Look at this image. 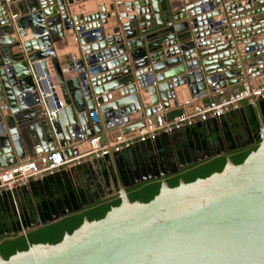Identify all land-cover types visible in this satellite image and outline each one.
Returning a JSON list of instances; mask_svg holds the SVG:
<instances>
[{
    "label": "water",
    "instance_id": "1",
    "mask_svg": "<svg viewBox=\"0 0 264 264\" xmlns=\"http://www.w3.org/2000/svg\"><path fill=\"white\" fill-rule=\"evenodd\" d=\"M228 11L256 61L253 75L264 74V0H0V167L36 147L41 154L60 145L69 157L66 143L80 132L105 137L153 117L184 101L185 84L195 98L240 92L243 69L221 22ZM57 86L68 111L51 119ZM248 125L231 130L222 153L253 142ZM261 139L243 162L228 157L221 171L174 187L163 181L147 202L132 201L127 188L166 172L157 174L151 159L147 176L134 159L121 203L104 217L86 218L57 243L8 258L0 251V264H264V128ZM81 208H58L52 219ZM48 221L37 210L24 235Z\"/></svg>",
    "mask_w": 264,
    "mask_h": 264
},
{
    "label": "crops",
    "instance_id": "2",
    "mask_svg": "<svg viewBox=\"0 0 264 264\" xmlns=\"http://www.w3.org/2000/svg\"><path fill=\"white\" fill-rule=\"evenodd\" d=\"M200 3V2H199ZM17 18L22 16L21 11L17 10ZM247 66H255V60H251L247 58ZM255 68V67H254ZM259 73V74H258ZM255 73L253 75V83L254 84H264V74L262 72ZM262 73V74H261ZM59 91V96H62V91L59 86H57ZM225 90V89H224ZM183 92V93H182ZM181 94L182 97L188 98L190 97L188 93V85L181 86ZM222 94L218 93V91L213 92L210 91L207 95L202 98H197L199 101L203 103H207L214 98L221 97ZM64 100V96L61 97ZM53 101L50 99L48 100V104L52 105ZM44 104V103H43ZM68 106L62 108L66 112ZM260 108H264V99L260 100L254 104L250 103L249 101L245 100L242 103V107L239 110L226 112L220 118L209 119L206 122H197L193 126H188L179 132H175L174 134H160L156 141H149L145 143H137L132 148L124 150L117 154H112L106 156L101 159H90L88 162L72 167L70 169H63L67 172V175L71 179V182L74 186L75 192L77 194L78 190L81 188L89 187L91 184H95L94 181L98 180L99 182L103 183V189H107L113 195L117 193L118 190H122L123 184L121 182V172L120 169L127 168V164L129 162L134 161V159L141 162L143 168H147L148 162L152 159L155 170L157 174L163 175L164 172L168 169V167L172 164L174 160L177 162V169L178 172L174 174H167L164 177H161L153 182L160 181H169L170 178H176L177 176H187L189 173L193 172L202 167H206L207 165L216 162L222 158L226 161L228 157H231L233 161L236 163V159L246 152H251L254 147L258 145L257 143V134L259 133L261 137V133L264 128V112L260 111ZM179 106H172L171 108L167 109V115L173 114L177 112ZM188 109H190L188 107ZM255 109L257 113V117L259 120V127L258 129L255 128L254 124L251 122V125H248L243 118L246 117L247 122L252 119L251 112ZM154 117V116H153ZM151 117L147 116L144 119H141L138 123H130L127 122V127L125 130L134 129L137 126L142 125ZM252 121V120H251ZM248 125L249 131L252 134V143H245L240 149L235 150L231 154H224L222 151L226 147V145L231 144V130L234 128H238L240 131H246L245 127ZM122 131L121 128H116L112 130H108L105 132L106 139H114L116 135H118ZM223 131L226 134L227 138H223ZM51 144L54 141L50 138L49 139ZM262 140V139H261ZM192 144V153L187 147V144ZM50 144V145H51ZM78 144L72 145L70 148L72 150V154L70 156L78 155L82 149H85V146L81 145L79 148ZM203 146V147H202ZM41 147V146H40ZM61 146L58 145L57 148ZM35 152H31L29 157L34 158H41L47 153L39 154L38 148L36 147ZM204 149V150H203ZM52 152V151H51ZM164 157V159H163ZM122 165V167H121ZM127 173V171H126ZM107 180V185L104 181V176ZM128 175V174H127ZM147 176H153V172H148L146 169ZM37 181V180H35ZM152 183V182H150ZM148 183H140L139 186L143 187ZM170 184V182H168ZM36 183V195L44 193L43 189L40 187V184ZM143 185V186H142ZM28 189V198L25 201V197L21 198L22 203L26 204V209L28 214L30 213V218L37 217V210L40 203L39 197H34V191L30 186V182L25 185ZM17 193H21L22 188L17 187L15 189ZM101 190V189H100Z\"/></svg>",
    "mask_w": 264,
    "mask_h": 264
},
{
    "label": "built area",
    "instance_id": "3",
    "mask_svg": "<svg viewBox=\"0 0 264 264\" xmlns=\"http://www.w3.org/2000/svg\"><path fill=\"white\" fill-rule=\"evenodd\" d=\"M215 1L220 3L221 0ZM221 22L229 26L227 38L236 51L238 67L243 69L240 79L243 89L240 92L226 97L224 96V89L221 88L217 91L222 96L207 103H203L195 97L185 98L183 102L178 103L179 109L172 115H167L168 108L161 107L159 113L134 129L125 130L128 126L127 122H122L119 125L122 131L111 140L100 134L89 136L85 131H82L78 134L77 142L66 143L67 147L74 144H78V147L84 145L85 149H82L83 151L78 155L66 157V147H60L41 158L26 157L9 167H0V195L5 191H13L17 187L25 186L32 180H42L44 177L63 169L82 165L90 159H101L120 153L132 148L137 143L156 141L160 134H174L188 126H193L197 122L220 118L226 112L239 110L245 100L252 104L263 100L264 84L253 83L254 66L246 65L250 49L239 33L235 16L228 11L227 15L221 17ZM41 101L44 103L43 99ZM59 106V108H55L49 113L51 119L56 118L59 111L65 106L67 107L65 98L64 100L60 98ZM28 229L22 228L20 234H26Z\"/></svg>",
    "mask_w": 264,
    "mask_h": 264
},
{
    "label": "trees",
    "instance_id": "4",
    "mask_svg": "<svg viewBox=\"0 0 264 264\" xmlns=\"http://www.w3.org/2000/svg\"><path fill=\"white\" fill-rule=\"evenodd\" d=\"M252 123L255 128L259 127V120L255 109L251 112ZM172 115V114H170ZM261 141L259 133L257 134V143ZM257 148L254 147L253 150ZM250 152H246L236 159V163H241L248 156ZM226 160L224 158L213 162L206 167L199 168L189 173L187 176L176 178L170 182V186H177L181 179L186 182L194 181L199 177H206L215 171H221ZM122 167V165H121ZM121 178L128 181V175L126 169L123 167L120 169ZM36 183L40 184V187L45 188L44 193L36 195ZM30 186L34 191V197H39L40 203L38 210L43 218H48L49 221L45 226L37 230L30 231L27 235L20 234L22 228H30L36 221V218H30V213L26 209V204L22 203L21 198L25 197V201L28 198V189L26 186H21V193L13 191H5L0 195V251L5 258L10 257L12 254L20 250H26L30 244L35 243H57L63 239L66 233H72L78 228L85 220L86 217L89 220L100 219L106 215V213L113 207L118 206L121 201L114 200L111 202L101 203L98 208L89 212H76L72 215L66 216L62 220L53 221L52 213L57 207H67L77 203L76 192L71 179L67 175L65 170H61L54 174H50L44 177L42 180L30 181ZM143 186V185H142ZM162 183L160 181L152 182L143 186V190L134 193L131 196L132 201L147 202L153 199L161 189ZM139 187V185H137Z\"/></svg>",
    "mask_w": 264,
    "mask_h": 264
},
{
    "label": "flooded vegetation",
    "instance_id": "5",
    "mask_svg": "<svg viewBox=\"0 0 264 264\" xmlns=\"http://www.w3.org/2000/svg\"><path fill=\"white\" fill-rule=\"evenodd\" d=\"M251 134V133H250ZM251 137H252V134H251ZM232 141V140H231ZM253 141V140H252ZM248 141L246 139H242V141L239 142V144H245L247 143ZM177 162H175L174 160L172 161V164L168 167V169L166 170V173L169 175V174H174L176 172H174L176 169H177ZM179 177H183V175L181 176H177L176 178H179ZM176 178H170L169 181L167 180V182H171L172 180H175ZM166 179V178H165ZM157 180V179H155ZM153 180V181H155ZM181 180H184V179H181ZM180 180V181H181ZM153 181H150V182H153ZM122 184L123 185H129V183H127L126 179H122L121 180ZM149 182V183H150ZM143 183H148V182H143ZM103 183L99 182L97 180V182L95 184H91V186L89 187H85V188H81L80 190H78L77 194H76V197H77V203L74 204V205H80L82 206L81 209H77L75 210L74 212L66 215V216H69V215H72L76 212H89V211H93L95 210L96 208H98L100 206L101 203H106V202H111V201H114V200H120L122 201V190H118L117 193L115 195H113L111 192H109L107 189H103L102 186H99V185H102ZM140 184V183H138ZM133 185V186H129L127 188V192H128V195L131 198V196L136 193V192H139L141 190H143V187L139 186L137 187V185ZM107 185V184H106ZM101 189V190H100ZM107 195H110L109 197L101 200V201H98V199L100 197H104V196H107ZM69 206H73L72 205H69ZM60 208V209H63L64 207H57L56 210L54 212L57 211V209ZM53 212V213H54ZM52 213V214H53ZM66 216L62 217L61 219L59 220H62L64 219ZM87 219H89L88 217H86ZM85 218V219H86ZM53 221H58V220H54ZM47 224V222H46ZM45 226V225H44Z\"/></svg>",
    "mask_w": 264,
    "mask_h": 264
}]
</instances>
